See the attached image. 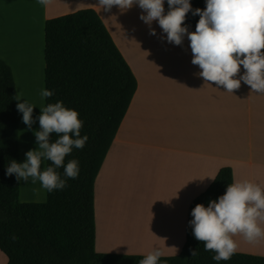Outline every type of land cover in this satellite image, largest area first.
<instances>
[{
  "label": "crops",
  "instance_id": "obj_1",
  "mask_svg": "<svg viewBox=\"0 0 264 264\" xmlns=\"http://www.w3.org/2000/svg\"><path fill=\"white\" fill-rule=\"evenodd\" d=\"M81 10L97 14L136 82L94 181V252L145 257L158 249L161 257L177 256L189 206L220 169L231 170L232 183L248 180L264 189V93L252 92L242 81L233 93L206 82L191 63L187 36L182 45L169 43L157 21L150 26L156 35H150L136 4L104 12L98 0H50L46 6L0 0V61L11 71L17 103L34 106L31 130L17 110L18 163L37 147L36 117L44 107V24ZM18 200L44 203L46 190L39 181L21 180ZM125 218L147 222L158 247L123 253L103 245V227ZM236 244L235 253L264 258L263 242ZM0 264H7L1 252Z\"/></svg>",
  "mask_w": 264,
  "mask_h": 264
},
{
  "label": "trees",
  "instance_id": "obj_2",
  "mask_svg": "<svg viewBox=\"0 0 264 264\" xmlns=\"http://www.w3.org/2000/svg\"><path fill=\"white\" fill-rule=\"evenodd\" d=\"M189 3L193 10L206 6V0ZM168 11L164 0V14ZM199 18L190 11L182 26L194 32ZM43 55L44 89L53 91L44 99V107L61 101L65 108L77 111L83 121L80 135L88 139L64 160L65 165L78 161L76 179H67L64 189L46 190L44 203H20L15 175H5L12 160L18 163L16 92L10 69L0 61V252L7 264H139L143 256L94 252L93 210L94 181L134 95L135 79L92 10L47 20ZM50 138L55 142L58 135L50 134ZM51 164L45 161V168ZM56 171L65 178L63 166ZM229 184L231 170L220 169L189 206L180 254L160 257L158 264H264L263 257L238 253L216 262L215 253L205 251L204 243L192 234L191 210L197 204L207 207L225 194ZM190 249H197L199 255L191 259Z\"/></svg>",
  "mask_w": 264,
  "mask_h": 264
},
{
  "label": "clouds",
  "instance_id": "obj_3",
  "mask_svg": "<svg viewBox=\"0 0 264 264\" xmlns=\"http://www.w3.org/2000/svg\"><path fill=\"white\" fill-rule=\"evenodd\" d=\"M36 2L46 6L50 0ZM133 4L142 10L139 18L149 26L150 35H156L150 26L157 21L169 43L182 45L187 36L191 63L201 69L199 76L206 82L233 93L242 81L252 92L264 93V0H206L203 10H193L189 0H167V14H164V0H98L104 12H110L113 6L127 10ZM190 11L200 17L194 32L182 26ZM241 66L243 74H240ZM52 95L51 90L40 91L42 100ZM16 107L23 113V123L31 130L34 106L25 101ZM40 111L36 117L40 130L34 132L36 149L25 153L24 163L12 160L5 175L14 174L18 184L21 180H30L33 184L39 181L43 189L52 192L64 189L67 179L78 177V161L73 159L65 165L64 160L73 148L82 149L88 137L80 135L83 121L78 119V112L65 108L61 101L48 104ZM53 133L58 135L55 142L50 138ZM42 161L52 164L41 171ZM62 166L64 179L56 171ZM191 216L193 219L188 224L194 238L204 243L205 251L215 253L214 261H227L237 249L233 236L240 234L250 243L264 238V230L259 226L264 222V189L248 180L229 184L225 194L209 201L207 207L197 204ZM189 251L191 259L199 255L197 249ZM160 257L161 252L154 249L139 264H158Z\"/></svg>",
  "mask_w": 264,
  "mask_h": 264
},
{
  "label": "bare ground",
  "instance_id": "obj_4",
  "mask_svg": "<svg viewBox=\"0 0 264 264\" xmlns=\"http://www.w3.org/2000/svg\"><path fill=\"white\" fill-rule=\"evenodd\" d=\"M132 210H137L135 207L131 208ZM141 211L140 209H138ZM148 214V213H147ZM120 221L112 222V229L108 230V241L109 243L117 245V243H122L126 245V247H130L132 249L144 250L148 248L158 247V239L153 237L149 230V224L146 222H137L133 221L130 223L133 228H125L123 230H119L118 224ZM260 227L264 230V222H260ZM114 230V232H112ZM234 240L237 243H243L245 245H252L246 241L242 235L237 234L234 236ZM264 243V238L259 239L258 242L255 243Z\"/></svg>",
  "mask_w": 264,
  "mask_h": 264
},
{
  "label": "rangeland",
  "instance_id": "obj_5",
  "mask_svg": "<svg viewBox=\"0 0 264 264\" xmlns=\"http://www.w3.org/2000/svg\"><path fill=\"white\" fill-rule=\"evenodd\" d=\"M130 210H132L131 208H129ZM138 211V210H136ZM140 213H142V211H139ZM113 220V219H112ZM116 221V220H114ZM114 221H111V222H114ZM117 221H120L119 224H118V228L119 230H123L125 228H133V226L130 224L132 223L130 218H125V219H122V220H119L117 219ZM147 223V222H146ZM148 224V223H147ZM112 224H110V226H104L103 229H102V233H103V238H104V241L103 242V245H108L109 247H112L114 249H121V250H124L123 253H129L130 251H135V249H132L130 247H126V245H123L122 243H117V245L115 246V244L113 243H109L108 241V230L112 229ZM115 229H113L112 232H114ZM148 249H152V248H148ZM146 250V249H144ZM140 251H143V250H140ZM123 256H127V255H123ZM144 257V256H143Z\"/></svg>",
  "mask_w": 264,
  "mask_h": 264
}]
</instances>
